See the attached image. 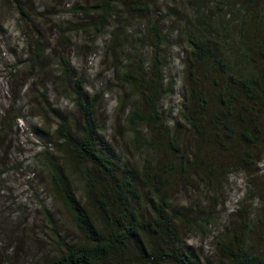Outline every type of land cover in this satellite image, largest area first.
<instances>
[{
    "label": "trees",
    "instance_id": "16d2710c",
    "mask_svg": "<svg viewBox=\"0 0 264 264\" xmlns=\"http://www.w3.org/2000/svg\"><path fill=\"white\" fill-rule=\"evenodd\" d=\"M19 1L13 3L19 19L30 26L31 17ZM159 1L96 0L82 13L96 33L121 29L123 35L114 38L122 40L133 28L129 15H150ZM70 10L78 15L75 6ZM176 10L166 12V17L176 18ZM180 21L184 97L176 120L163 105L173 91V83L164 84L168 63L162 53L169 34L154 20L146 26L150 36L146 63L139 55L123 50L120 54L119 80L133 98L125 125L140 153L139 166L123 161L101 136L97 120L101 94L86 90L85 77L67 56H54L73 112H61L44 94L38 95L32 102L37 115L52 117L57 126L52 133L41 128L33 132L51 138L37 158L53 199L69 215L79 240L61 234L49 213L60 251L48 264H207L180 230L182 224L196 225L198 212L174 202L176 191L196 179L205 184L208 176L227 180L229 174L244 172L252 185L248 196L264 209V173L258 168L264 155V2L189 0ZM39 41L30 44L24 62L32 69L45 60ZM20 63L10 72H17ZM49 151L60 159L54 161ZM69 174L82 178L81 196ZM252 223H243L242 231L233 230L222 243L228 264H264V249L254 242L264 241V213Z\"/></svg>",
    "mask_w": 264,
    "mask_h": 264
},
{
    "label": "rangeland",
    "instance_id": "374dc122",
    "mask_svg": "<svg viewBox=\"0 0 264 264\" xmlns=\"http://www.w3.org/2000/svg\"><path fill=\"white\" fill-rule=\"evenodd\" d=\"M95 2L20 0L31 17V24L27 26L19 19L14 0H0V264L49 263L60 251L55 244L49 213L61 234L64 232L70 241L79 240L69 215L53 199L46 171L37 158L51 138L33 132L41 128L52 133L57 126L52 117L42 119L37 115L32 102L38 95L44 94L48 103L61 112H73L72 102L64 96L60 84L56 54L70 59L75 71L85 77L89 93L101 94L97 120L103 139L121 154L123 161L139 166L140 153L135 150L132 133L125 125L133 98L119 80L123 65L120 54L123 50L132 56L139 55L146 63L150 44L146 26L155 24L156 20V26L169 34L162 53L168 63L164 84L173 83V91L165 97L163 105L177 119L176 111L184 97L185 46L181 36L184 22L180 18L186 17L189 0H178L177 4L162 0L150 15L137 14L134 18L129 15L128 22L133 28L124 32L126 37L122 40L114 38V34L123 35L121 29H106L100 35L90 28L91 20L85 18L82 8ZM74 6L78 15L71 13ZM177 7L180 9L176 10ZM158 9L159 13L155 14ZM171 10L179 15L166 17V12ZM37 39L45 51V60L39 69H32L24 62ZM17 61L22 65L17 72H10ZM49 153L54 161L60 159ZM262 159L258 167L261 174L264 155ZM69 177L81 196L82 178L74 174ZM249 180L246 173L234 172L227 180L208 176L205 184L196 179L192 186L185 185L176 191L175 203L198 212L194 216L198 223L182 224L180 230L187 244L207 264H228L221 251L222 243L228 241L233 230L242 231L243 223L251 224L264 213L260 201L248 196L252 189ZM206 218L208 221L204 222ZM254 242L258 249H264V241Z\"/></svg>",
    "mask_w": 264,
    "mask_h": 264
}]
</instances>
